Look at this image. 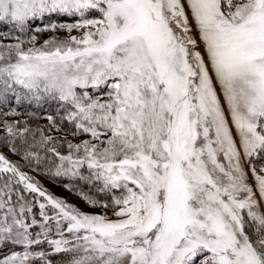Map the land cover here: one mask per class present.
I'll list each match as a JSON object with an SVG mask.
<instances>
[{"label":"snow or ice","instance_id":"6c2138e0","mask_svg":"<svg viewBox=\"0 0 264 264\" xmlns=\"http://www.w3.org/2000/svg\"><path fill=\"white\" fill-rule=\"evenodd\" d=\"M0 148V264H264V0H0Z\"/></svg>","mask_w":264,"mask_h":264},{"label":"rangeland","instance_id":"374dc122","mask_svg":"<svg viewBox=\"0 0 264 264\" xmlns=\"http://www.w3.org/2000/svg\"><path fill=\"white\" fill-rule=\"evenodd\" d=\"M78 33L74 32L73 35H77ZM61 36L64 33H60ZM47 38V34H44L40 37V41ZM27 174L31 176L35 181L39 182V184L48 191V193L52 194L55 197L62 198L66 200L68 203L73 204L80 208L83 211L87 212H98L100 209L90 208L80 197L79 193L71 191L69 188H65L64 185H58L53 182L47 181L40 176H38L33 171H27Z\"/></svg>","mask_w":264,"mask_h":264},{"label":"trees","instance_id":"16d2710c","mask_svg":"<svg viewBox=\"0 0 264 264\" xmlns=\"http://www.w3.org/2000/svg\"><path fill=\"white\" fill-rule=\"evenodd\" d=\"M43 122V121H41ZM0 151H2L10 160L12 161H15L17 163H19L21 165V170L26 172L27 171H33L35 172L38 176H40L41 178L47 180V181H50V182H53L55 184H58V185H65V184H68L69 185V189L73 192H76V193H79V190L83 187V189L85 191H88V187L86 185H82L78 182H75V181H72L70 180V178L68 177H57V178H52L48 175H45L41 172H38V171H34L33 169L29 168V167H25V161H23L19 156H15V155H12L6 148H0Z\"/></svg>","mask_w":264,"mask_h":264}]
</instances>
